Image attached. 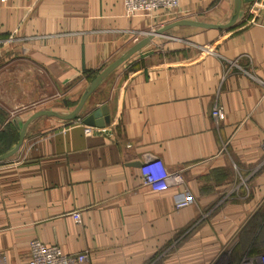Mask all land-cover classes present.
Listing matches in <instances>:
<instances>
[{"label": "crops", "instance_id": "0c3cea01", "mask_svg": "<svg viewBox=\"0 0 264 264\" xmlns=\"http://www.w3.org/2000/svg\"><path fill=\"white\" fill-rule=\"evenodd\" d=\"M234 6L181 0L174 12L129 17L122 0H0V136L19 135L38 111L72 112L91 77L150 34L182 19L227 24ZM103 106L110 124L87 132L84 118ZM215 106L225 111L219 124ZM147 157L180 172L183 185L145 186ZM186 192L194 202L177 209ZM257 214L264 0H242L230 30L180 26L155 36L78 119L39 118L0 162V264H28L32 240L86 252L83 264H211L234 241L238 264L241 233Z\"/></svg>", "mask_w": 264, "mask_h": 264}, {"label": "built area", "instance_id": "2783aa9c", "mask_svg": "<svg viewBox=\"0 0 264 264\" xmlns=\"http://www.w3.org/2000/svg\"><path fill=\"white\" fill-rule=\"evenodd\" d=\"M125 14L133 17L137 14L150 15L162 10L174 12L180 8L181 0H122ZM213 119L217 124L225 119V111L219 106H215L212 112ZM94 128L88 127L87 132ZM105 132L104 129H94ZM141 175L144 185L154 192H165L170 187L183 185V177L180 172H171L166 167L163 160L154 157H147L141 165ZM194 202L192 194L186 192L183 198L177 202V209L190 206ZM75 221H80V216L74 214ZM30 260L28 264H83L88 259L86 252L77 256L65 254L59 247L46 245L39 240H32L29 244ZM246 264H264V240L262 241L259 253L250 256Z\"/></svg>", "mask_w": 264, "mask_h": 264}, {"label": "water", "instance_id": "95a60500", "mask_svg": "<svg viewBox=\"0 0 264 264\" xmlns=\"http://www.w3.org/2000/svg\"><path fill=\"white\" fill-rule=\"evenodd\" d=\"M242 10V0H235L234 12L231 20L227 24H209L204 23L197 20H187L182 19L176 22H173L167 25L165 28L150 34L145 39L141 40L129 50H127L123 55L110 63L104 70H102L88 85L86 90L83 92L80 101L76 108L68 113V114H60L51 110H41L32 114L20 128L18 127V140L16 145L6 153L0 155V162L6 161L13 157L21 148L26 132L34 121L38 120L42 117H54L63 121H74L78 119L83 112L84 106L90 96L99 88V86L120 66H122L126 61H128L131 57H133L136 53H138L141 49H143L149 42L153 40V38L157 35H163L168 30L180 27V26H189L200 28L204 30H230L232 29L238 22L240 14ZM84 124L88 127H96V128H105L110 124V116L107 106H103L101 109L94 111L84 118ZM142 165V164H141Z\"/></svg>", "mask_w": 264, "mask_h": 264}, {"label": "trees", "instance_id": "16d2710c", "mask_svg": "<svg viewBox=\"0 0 264 264\" xmlns=\"http://www.w3.org/2000/svg\"><path fill=\"white\" fill-rule=\"evenodd\" d=\"M96 75L97 74H94L91 77L90 81H92L96 77ZM17 140L18 135H15L10 132L0 136V155L11 150L16 145ZM263 240L264 217L260 214H257L241 233V241L239 242V248H242L245 252L247 251L245 256H254L259 253Z\"/></svg>", "mask_w": 264, "mask_h": 264}, {"label": "rangeland", "instance_id": "374dc122", "mask_svg": "<svg viewBox=\"0 0 264 264\" xmlns=\"http://www.w3.org/2000/svg\"><path fill=\"white\" fill-rule=\"evenodd\" d=\"M171 10H162L159 12H170ZM68 111L70 110H65L64 112H59L60 114H68ZM186 240V239H183ZM182 240V241H183ZM181 241V242H182ZM237 242H230L227 246L226 249H223L221 251V253L219 254L218 257L215 258L214 262H211V264H234V256L232 254L233 249H235ZM249 258H251L250 256H244L241 260V262L239 264H246V262H248Z\"/></svg>", "mask_w": 264, "mask_h": 264}]
</instances>
